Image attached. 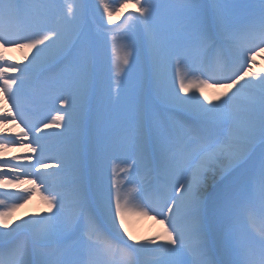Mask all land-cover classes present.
I'll use <instances>...</instances> for the list:
<instances>
[{"label":"snow or ice","instance_id":"snow-or-ice-1","mask_svg":"<svg viewBox=\"0 0 264 264\" xmlns=\"http://www.w3.org/2000/svg\"><path fill=\"white\" fill-rule=\"evenodd\" d=\"M257 55L264 0H0V264H264Z\"/></svg>","mask_w":264,"mask_h":264},{"label":"bare ground","instance_id":"bare-ground-1","mask_svg":"<svg viewBox=\"0 0 264 264\" xmlns=\"http://www.w3.org/2000/svg\"><path fill=\"white\" fill-rule=\"evenodd\" d=\"M128 6H133V5H128ZM113 23L118 22L120 19H118L116 16H113ZM113 26H116L114 24ZM18 51L20 54L19 58H16L13 56V52ZM24 50L20 49H10L5 55L14 59V60H23L24 57ZM256 63L258 64V67L255 66V63L253 65V71H261L264 73V55H257L256 56ZM224 91L223 87H211L205 88V93L210 97H215L217 95H220ZM3 102L0 101V107H2ZM7 133H4L0 131V134L4 135H14L19 131L18 128L15 127V125L9 123L7 126ZM17 150L15 152H23L25 153V149H21V147L16 146ZM14 146H9L7 149H4V155L0 156V158H7L12 156L14 153ZM24 150V151H23ZM23 187H28L29 185H22ZM21 186V187H22ZM46 211H48V203L44 199V194H42L40 191L34 192V195L31 196L26 202L22 203L21 206L16 209L13 214L11 219L16 222H20L21 218H28L31 215L35 214H44ZM152 216H144L140 213L137 212H130L126 214V226L128 228L129 233L133 236V238L136 240L139 237H154V232L151 230L150 226V221H151ZM258 225L257 227H261L260 222H256Z\"/></svg>","mask_w":264,"mask_h":264},{"label":"rangeland","instance_id":"rangeland-1","mask_svg":"<svg viewBox=\"0 0 264 264\" xmlns=\"http://www.w3.org/2000/svg\"><path fill=\"white\" fill-rule=\"evenodd\" d=\"M132 9H133V8H132ZM258 64H259V63H258ZM258 64H257L256 61H255V66H256V67H258ZM1 210H3V209H1Z\"/></svg>","mask_w":264,"mask_h":264}]
</instances>
